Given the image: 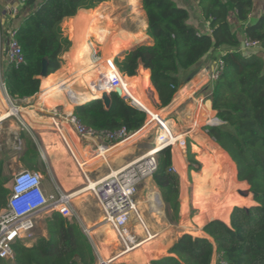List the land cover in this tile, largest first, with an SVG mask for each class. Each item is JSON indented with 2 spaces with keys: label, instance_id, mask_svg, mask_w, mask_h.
Listing matches in <instances>:
<instances>
[{
  "label": "trees",
  "instance_id": "1",
  "mask_svg": "<svg viewBox=\"0 0 264 264\" xmlns=\"http://www.w3.org/2000/svg\"><path fill=\"white\" fill-rule=\"evenodd\" d=\"M23 1L18 16L21 22L13 30L25 63L4 64L2 80L8 96L17 104L39 94L40 76L46 60L48 76L42 80V87L48 93L44 95V101L52 108L63 104L66 109L73 100L76 81L83 92L87 84L103 79L105 68L104 61L77 65L74 57L78 44L74 41L75 47L72 53H68L71 69H61L65 62L63 55L72 46L62 24L66 20H74L80 10L96 9L108 0ZM193 1L209 24L210 34L199 33L188 25L189 12L176 6L173 0H142L147 17L146 34L153 44L137 45L124 51L138 41L140 34L125 42L123 47L116 48V52H123L116 56L114 62L124 76L123 83L130 97L151 116L159 111L149 106L141 86L137 84L135 77H138V71L144 78L145 91L152 84L159 99L157 108L163 109L172 103L182 83L193 78L206 59L223 60L220 77L208 85L211 109L222 125H206L203 131L234 165L239 189L250 187L249 191L257 194L254 199L256 205L243 207L242 204H233L229 210L230 213L233 208L229 224L218 219L208 221L202 229L207 237L184 234L170 247L168 256L152 260L150 264H213L214 260L215 264H264V57L261 54L264 52V12L255 24L244 28L245 40L260 45L246 50L241 48L242 42L232 30L229 16L235 13L241 24L248 23L253 0ZM84 22L85 39L95 34L97 42L102 44L100 34L86 29L87 21ZM4 29L8 36L9 29ZM223 46L229 49L218 56L217 51ZM140 68L149 70L150 74ZM65 93L69 101L65 99ZM102 95L74 103L82 104L73 112L80 123L98 131L115 132L125 128L130 136L146 125L147 112L130 99L111 92L110 107L107 108L101 100ZM20 138L26 141L22 161L28 170L39 171L41 150L26 133L21 132ZM36 138L41 142L39 136ZM157 157L158 170L152 181L159 190L168 222L176 225L181 208V175L173 168L175 162L171 146L161 149ZM186 162L189 173L201 172L202 164L196 160L190 144ZM5 163L6 160L0 158V211L6 207L10 195L8 184L11 177L4 171ZM40 163L47 175V165L44 161ZM45 224L47 237H37L29 247L15 244L14 260H0V264H97L93 245L75 220L54 212L48 214Z\"/></svg>",
  "mask_w": 264,
  "mask_h": 264
},
{
  "label": "rangeland",
  "instance_id": "2",
  "mask_svg": "<svg viewBox=\"0 0 264 264\" xmlns=\"http://www.w3.org/2000/svg\"><path fill=\"white\" fill-rule=\"evenodd\" d=\"M173 2L176 6L184 8L189 12L190 17L187 23L190 26L196 27L197 21L202 16L200 7L193 0H173ZM84 20L87 21L86 29H88L89 31H94L98 35H112L111 38L113 40L117 39L115 43L116 48L123 47L124 43L128 40L132 41L136 36L142 33L145 34L146 32L145 24L147 23V17L145 11L143 10L142 0H108L105 5L98 6L96 9L81 11L79 15L74 17V20L69 19L64 21L62 24L64 34L72 42L70 50L63 55V59L65 61L64 66L61 68L63 70L71 69V59L68 53H72V50L75 47L74 41H76L78 44L77 53L74 57L77 65L86 66L90 61L95 63L104 61V64H108V62H106L108 47L98 43L97 36L95 34L91 35L85 40H82L83 35L81 34V30L85 29V22L84 27L81 25V23ZM2 21L3 20L0 17V51L2 54V61L0 62V114L6 111H14L13 115L8 120L0 123V158L6 160V174L11 177L8 187L10 188L11 182L16 173L23 170H28L24 161H22V156L26 151V141L20 138L21 132L26 133L29 138L33 139V143H36L37 147L41 150L42 154L40 159H38V168L39 171L44 174L45 168L40 162L44 161L47 165V175L44 174V183H47V181H49V177H52L50 163L53 161V156L49 154L46 149L48 145H56L57 141L62 142L59 132L60 130L56 125H54V123H52L53 127L46 126V124L42 123L37 126L33 125L30 118L27 119L26 116L22 112H20L17 106L14 107V102L11 101L6 95L4 87L2 85L1 72L2 64L4 62L6 63V61L3 60V57L6 55L5 47L8 36L6 32H3V30L5 29L2 25ZM80 26H82L81 29H79ZM73 38L76 39L72 40ZM142 44H151V41H149L148 37L146 36L144 39L133 43L131 47L125 49L124 51L133 49L137 45ZM90 46L91 52L89 54ZM116 48H113V50L115 51L111 52L112 54H109V62H112L116 58V56L123 52H116ZM137 76L138 77H135L136 82L142 87L143 93L149 99H152V91L150 88L145 91L144 78L142 75H139V71ZM68 78L71 79L72 76H69ZM103 82L107 84L108 88L107 80L106 78L105 80L103 78L101 80H96L89 85L87 84V86L85 87V91L94 94V90L98 88ZM75 106L76 105H74L73 108ZM38 111L39 112H35V115H37L41 119H46L42 118L46 117L42 109L40 108ZM52 112L55 115L59 116L61 122L68 124V113L66 112L64 105L55 107V110H52L51 113ZM166 115L167 113L165 111L158 112L152 114L150 120L152 121V119L161 116L163 122ZM32 117L34 116L32 115ZM150 120L148 115L146 122L149 123ZM168 121L169 120H167L166 122ZM174 126L176 128V132L173 142H171V148L175 162V165L173 164V168L175 167L174 169H176V171L181 175L180 196L182 192L184 193L185 191V195L187 196L188 200V215L186 217H182V215H180L181 220H179L176 225L170 224L165 215L164 203L162 202V204H159L158 201L154 200V196L156 195V193L159 197L160 193L159 190L154 187L152 179L146 180L138 188L137 194L135 196V200L138 203L139 213H141L143 220L148 225L150 231L161 235L164 231L169 230L171 240L175 239V237L180 238L182 233L190 234L188 232L189 229L187 228V226L191 228V225L193 224L194 229L191 230V234H195L197 227H201L208 219H218V211L220 210L222 204L225 201H228L229 196L232 194V191L233 193L236 192L243 197L250 195L253 198L252 194L247 195L248 189H239L236 182L237 175L235 168L231 166V161L227 156L221 154L219 149H215L212 143L208 142L205 139H199V142H196L193 139L189 138L187 127L182 122L177 121L176 125L174 124ZM66 128L69 130V132H71L73 139L79 142V140L75 136V133L68 126ZM64 129L65 128H62L61 131L65 132ZM162 130L163 128L159 124H157L156 126H152L151 124H149L148 126H146V128L144 127L139 132H136V138L134 137L135 139L132 138L131 140L127 141L123 145V147L126 146V150H132L138 158H141L145 154L149 153L154 147H156V139L158 138L160 133H162ZM199 130L200 132L201 130H203L202 125L199 126ZM36 136L40 137L41 142L37 140ZM45 139H47L48 141H45ZM188 144L191 145L192 152L196 154V160H198L202 164V170L199 173H189L187 170L186 153ZM182 152L184 158L180 161ZM85 156L87 157L88 155L86 154ZM61 163H63V161H61ZM72 166H74L73 163L68 164V168L66 169V171L70 172V178L73 176L71 175V172L73 174L75 173ZM87 172H89V170H87ZM80 175L81 174L79 173V177ZM81 177L83 178L82 175ZM83 180L85 183L84 185H81L79 182H75V191L85 188L87 181L84 178ZM233 180L236 190H233L230 186V182ZM91 181L94 183L98 180L94 175H92ZM240 191H243L244 193L241 194ZM160 200L162 201L161 197ZM75 208L80 218L79 221H75L77 223L81 222L87 228L88 225H92V228H88L90 231V235L88 238L92 243L97 255V264L107 263L108 259L106 258V254H109L108 252H110L112 256H116L120 251H122V247L117 238L114 239L115 241L113 240V238H111V234L114 232L109 226H106V224L103 223L100 208L91 193H89V195L86 197L76 199ZM140 208H142L143 212H141ZM48 214L49 213L43 212L35 218L36 237L48 236L45 224V220ZM151 224L153 225L151 226ZM106 227L108 228L106 229ZM138 227H140V224L137 220L133 219V222L130 223V228L135 232L137 231ZM92 233L95 234L93 235ZM100 242H102V246ZM103 243H105V245L107 246V248H104L105 250L103 249ZM102 252H104V254ZM129 262L130 261L117 260L114 263ZM213 264H215V260L213 261Z\"/></svg>",
  "mask_w": 264,
  "mask_h": 264
},
{
  "label": "built area",
  "instance_id": "3",
  "mask_svg": "<svg viewBox=\"0 0 264 264\" xmlns=\"http://www.w3.org/2000/svg\"><path fill=\"white\" fill-rule=\"evenodd\" d=\"M259 46L258 42L250 40H244L243 42V49L246 50L255 49ZM5 54L8 62H13L16 65L25 63L22 49L15 39L14 30L8 32ZM108 67L110 73L106 75L108 83L106 92L120 93L122 98L130 99L134 105L139 106L128 94L126 86L123 83V75L114 60L108 62ZM223 68L224 62L220 58L216 61L214 69L210 74L211 82L218 80ZM2 85L8 96L3 80ZM9 99L13 101L10 97ZM142 109L145 110L144 108ZM145 111L147 112V110ZM68 125L81 140L99 139L110 144H120L130 138L125 128L110 132L105 130L98 131L87 127L80 123L73 113L68 114ZM58 129L60 130L61 139L78 165V170L87 181V184L81 190L65 192L59 189L56 194L48 195L44 189L43 177L39 172L23 170L16 173L9 188L10 195L7 199V205L0 211V260H14L13 247L15 244L21 243L29 247L35 242L37 238L35 235V218L43 212L49 214L57 212L71 220L79 221L80 218L75 208L74 198L82 190H87V192L94 196L101 210L103 223L112 229L118 242H120L122 251L116 256L128 253L130 250L133 251L152 236L153 238L156 237L158 233L151 232L145 225L142 217H140L135 196L138 188L146 180L152 179L158 170V152H155L157 148L154 147L141 158L136 159L120 170L111 172L105 178L94 182V186L92 187L90 185L91 179L89 173L85 170L86 164L79 162L67 140L68 135L61 131L60 128ZM133 219L138 221L142 229L137 234L130 228V223L133 222ZM78 224L82 226L81 228L84 234L89 237V229L81 222ZM114 258L108 259L107 263L104 264H113L115 261Z\"/></svg>",
  "mask_w": 264,
  "mask_h": 264
},
{
  "label": "crops",
  "instance_id": "4",
  "mask_svg": "<svg viewBox=\"0 0 264 264\" xmlns=\"http://www.w3.org/2000/svg\"><path fill=\"white\" fill-rule=\"evenodd\" d=\"M253 2H254L253 3V9H252V13L249 17L248 23H246L244 25L241 24L237 20L235 13H231L229 16V22L232 25V30L238 34V37L242 42V45H241L242 49H243V42L245 40L244 28L246 26H250V25L255 24L264 12V0H253ZM23 5H24L23 0H0V17L3 20L2 25L4 28L9 29V31H10V30L16 29L19 26L21 19H19L18 16L20 14V11L22 10ZM80 11H85V10H80ZM81 25L84 27V21L81 23ZM82 26H80V29ZM145 27H146L145 30H147V23L145 24ZM195 28L198 30L199 33H204V32L207 33L208 32L210 34L212 32L211 28L209 27V24L204 21L202 16L197 21V25ZM81 34L83 35L82 40H84L85 39V36H84L85 29L81 30ZM141 35L142 36L138 39V41L141 39H144L147 36L146 32H145V34L142 33ZM147 37H148L149 41H151V44H147V45H152L153 40L149 36H147ZM75 39L76 38H73L72 40H75ZM100 41L103 44V46H106L104 41H103L102 34L100 35ZM115 43H116V41L112 43L111 48H110V53L114 51L113 48H116ZM228 49H229V47H226V46L221 47L220 49H218L217 55L218 56L223 55ZM261 54L264 57V52H261ZM3 60L6 61V63L8 62L6 55L3 57ZM109 60H110V57H109ZM109 60L106 59V62H109ZM1 61H2V54L0 51V62ZM6 63L4 62L2 64V70H3L4 64H6ZM215 63H216V61H211V60L206 59L199 66L198 71L193 76V78H191L187 81H184L182 83L181 88L178 91V93L175 95L172 103L166 108H163V109L157 108V105L159 103V99H158V95H157L155 89L153 88L152 84L150 86V89L152 91V99H149L147 96H145V94L143 93V90H142V93H143L144 97L147 98L146 100L149 103V106L152 107V109L154 111H159V112L165 111L167 113V115L165 117L166 121L169 120V121L173 122L175 125H176L177 121L182 122L187 127V130L189 133L188 134L189 138L193 139L196 142L197 141L199 142V139H201V140L205 139L208 142L212 143V145L217 147V149L220 150V148L216 145V143L212 139H210L209 136L203 130H201V132L199 130V126H201V125H202V128L204 127V125L205 126L206 125H213L212 123H217L214 125H222V122L216 116V112L211 109V103L209 100L210 90L208 89V85L211 82L210 81V74H211L212 70L214 69ZM106 64L107 63L104 64V68H105L104 77H103L104 80L107 77L106 75H108L110 73V69L107 66L108 64L107 65ZM140 70L141 71H148V73L150 74L149 70H146L143 68H140ZM129 78H132V77H129ZM40 80H41L40 93L37 94L35 97L20 100L19 102H17V104L14 103L15 106H17V108L20 110V112H22L26 116L27 119L30 118L31 122L35 126L40 125L41 123L46 124V126H52V123H54V125H56L60 129L65 128L64 131L68 135V138L70 139V142L72 143L76 153L79 156L81 154V156L83 158L81 156H80V158H82L83 162L86 165H88L87 170H89L88 173H89L90 179H91V176L94 175L97 178V180H101V179L105 178L106 176H108L111 172H115L117 170H120L121 168L125 167L126 165H128L131 162L138 159V157L136 156L135 153H133L132 150H126L125 149L126 147H123V145L125 143L124 144H110V143H107V142L99 140V139L81 140L76 135L75 136L79 140V142L74 140L73 136L71 135V132H69V130L66 128L67 126L70 128V126L66 123L61 122L58 115H55L53 112L51 113L52 110H55V107H58L59 105H63V104H58L57 106H55L53 108L48 107L45 104V102L42 99V93H43L42 79H40ZM131 82H133V81H131ZM133 83H135V82H133ZM150 83H151V81H150ZM106 88H107V84L105 82H103L98 88H96L94 90V94L91 92L88 93L85 90L82 92L78 86L77 81H76V87H75V93L73 96V100L66 107V109H65L66 112H68V114L71 112H74V109H75V107L73 108L74 103L82 102V101H84L90 97L101 96L104 93ZM65 99L67 101H69L67 93H65ZM182 107H183V110L180 111V108H182ZM40 108L42 109V111L46 115V117H42V118H46V119H41L40 117L35 115L36 114L35 112H39L38 110ZM32 115L34 117H32ZM148 115H149V120H150L151 116L149 113H148ZM9 118H10L9 116L4 117L3 119H1L0 123L8 120ZM51 120L54 122H52ZM165 120L162 122L163 124L167 123ZM13 133H15V132H13ZM189 135H191V136H189ZM45 141H48V140L45 139ZM61 143L66 148V145L64 144L63 140ZM102 149L108 150L107 156L104 158L100 157V152ZM46 150L49 154H51L48 151V149H46ZM66 150H67V148H66ZM85 154H87L88 156L86 157ZM51 155L53 156V154H51ZM68 158L72 160V162L74 163L75 166H77L76 162L74 161V159L72 158V156L70 155L69 152H67V156L63 154V155L59 156L58 159H56L53 156V161L50 163V169H51L52 177H49V181H47V183H44V174L41 173L40 171H37L43 177L44 189L48 195L56 194V192L59 189L65 191V192L75 191L76 183L73 180H71L72 177L70 178V172L66 171V169L68 168L67 165L71 164V162ZM61 161H63V163H61ZM4 171L6 173V163L4 165ZM72 174L73 173L71 172V175ZM84 184H81V185H84ZM154 187L157 189V187L155 185H154ZM85 195H87V194H85ZM85 195H82L78 198L85 197ZM239 196L242 197V201H239L238 204L244 205L243 207H251V206L256 205V202L254 201V199H251L250 196H248V197H243L241 195H239ZM78 198H76V199H78ZM76 199H75V201H76ZM245 199H247V200H245ZM232 210H233V208H232ZM232 210H231V212H232ZM231 212L227 213L226 219L222 220L223 218H218V220H221L224 223L229 224ZM180 215H182V206L180 208ZM214 219L215 218L208 219L205 222V224L208 221L214 220ZM180 220H181V218H180ZM205 224H203L201 227H197L196 233L197 232L198 233L196 235L195 234L194 235L191 234V235L194 237H207L206 234L202 230L203 226ZM182 234H185V233H182ZM182 234H181V236H182ZM157 236L161 237V238H159L155 244L150 246L151 248L148 247V248H146L145 251L143 250L144 253L141 252L143 255L145 254L144 256L146 257L147 260H145L144 262H138V260L135 261V259H138L136 257H140V255L137 254L138 256L137 255L134 256L133 260H131L129 262V264H150L152 260H156V259L168 256L169 255L168 251H169L170 247L179 238V237H175V239L171 240L169 230H166L161 235H157ZM100 243L102 246V242H100ZM103 248H105V243H103ZM157 249H159V250H157ZM156 253H158V254L156 255Z\"/></svg>",
  "mask_w": 264,
  "mask_h": 264
},
{
  "label": "bare ground",
  "instance_id": "5",
  "mask_svg": "<svg viewBox=\"0 0 264 264\" xmlns=\"http://www.w3.org/2000/svg\"><path fill=\"white\" fill-rule=\"evenodd\" d=\"M103 32V31H102ZM109 33V32H108ZM121 34V33H120ZM122 35V34H121ZM111 36L112 35H103L102 34V38H103V41H104V43H105V45L108 47V52H107V60H109V54H110V48H111V45H112V43L113 42H115L116 40H113L112 38H111ZM121 37V36H120ZM47 78V77H46ZM46 78H43L42 80H45ZM48 92L46 91V90H43V93H42V99H43V101H44V95L45 94H47ZM45 102V101H44ZM45 104H46V102H45ZM47 105V104H46ZM48 107H50L49 105H47ZM52 108V107H51ZM13 113H14V111H7V112H4V113H2V114H0V121H1V119H3L4 117H6V116H8L9 115V117H11L12 115H13ZM68 113V112H67ZM72 113V112H71ZM217 120V119H216ZM149 124H151L152 126H156L157 124H159V125H161L162 126V128H163V130H162V133H160V135L158 136V138L156 139V147L155 148H157V150L155 151V152H159L161 149H163V148H165V146H167V145H172V143L171 142H173V139H174V135H175V131H176V128H175V126H174V124H173V122H171V121H168L166 124H163L162 123V117L160 116V117H157V118H154V119H152V121H150L149 123H146V125L144 126V127H146V126H148ZM214 124H217V123H214ZM143 127V128H144ZM142 128V129H143ZM141 129V130H142ZM166 129V130H165ZM150 131V130H149ZM139 132V131H138ZM142 132V131H141ZM148 133V132H147ZM146 133V134H147ZM76 135V134H75ZM137 135V133H135V134H133V135H131L130 136V138L129 139H127L126 141H124V142H122V143H120V144H124V143H126L127 141H129V140H131L132 138L133 139H135L136 136ZM135 137V138H134ZM68 140V139H67ZM68 142H69V144L71 145V148L73 149V151H74V153H75V155L77 156V158H78V160H79V162L80 163H82L83 162V160H82V156H81V154H80V156L82 157V158H80V156L76 153V151H75V149H74V147H73V145H72V143L70 142V139L68 140ZM133 142V141H132ZM49 143V142H48ZM78 143V142H77ZM76 144V143H75ZM131 144V143H130ZM214 146V145H213ZM126 147V146H125ZM67 148V147H66ZM66 148L64 147V145L60 142V141H57V144L56 145H48L47 146V149H48V151L51 153V154H53V156L56 158V159H58V157L59 156H61V155H66L67 156V152H68V150H66ZM214 148L215 149H217L215 146H214ZM218 150V149H217ZM220 151V150H219ZM218 151V152H219ZM107 152H108V150H101V152H100V157L101 158H104V157H106L107 156ZM220 153L221 154H223V155H225V153H223L222 151H220ZM86 155V154H85ZM180 155V154H179ZM226 156V155H225ZM179 157V156H178ZM184 157H183V152L181 153V157H180V161L183 159ZM69 159V158H68ZM228 159V158H227ZM70 160V162L71 163H73L72 162V160L71 159H69ZM97 160V159H96ZM179 160V159H178ZM91 162V161H90ZM92 163V162H91ZM113 163V162H112ZM74 164V163H73ZM230 164H231V166L232 167H234V165L230 162ZM75 166V165H74ZM72 166L73 168H74V171H75V173L74 174H72L73 176V178L71 179V180H73L74 182H79L80 184H84V181H83V178L81 177V175H80V177H79V170H77V167H78V165H77V167L75 166ZM87 166L88 165H86V167H85V170H86V168H87ZM177 168V167H176ZM235 168V167H234ZM87 171V170H86ZM78 183V184H79ZM94 183L92 182V181H90V185L93 187L94 185H93ZM230 186H231V188L233 189V190H236V187H235V183H234V180L233 181H231L230 182ZM85 194H87V195H85ZM82 195H85V197L86 196H88L89 195V193L87 192V190H82V191H80L79 193H77L76 194V196H75V198L74 199H76V198H78V197H80V196H82ZM156 196V197H155ZM154 196V200H156V201H158L159 202V204H162V201L160 200V197L158 196V194L156 193V195ZM156 198V199H155ZM245 200H247V199H245ZM187 196L185 195V191H184V193H182V195H181V197H180V202L182 203V216H184V217H186L188 214H187V212H189L188 211V203H187ZM239 201H242V197H240L239 196V194H237L236 192H234L233 193V191H232V194L229 196V199H228V201H225L223 204H222V206H221V208H220V210L218 211V214H217V216L219 217V218H223L222 220H224V219H226V216H227V213H229V210H230V208H231V206L233 205V204H237ZM140 210H141V212H143L142 211V208H140ZM162 210V209H161ZM228 210V211H227ZM160 213V212H159ZM140 214V217H142V215H141V213H139ZM158 216V215H157ZM142 219H143V217H142ZM159 220V219H158ZM158 224V223H157ZM145 225L147 226V228H149L148 227V225L145 223ZM153 224H151V226H152ZM155 227V226H154ZM88 228L90 229V228H92V225H88ZM108 227H106V229H107ZM153 228V227H152ZM187 228L189 229V233L191 234L192 233V231L191 230H193L194 229V225L192 224L191 225V228H189V226H187ZM154 229V228H153ZM150 230V229H149ZM152 230V229H151ZM137 231L138 232H141L142 231V229L140 228V227H138V229H137ZM137 231H135L136 233H137ZM153 231V230H152ZM186 231V230H185ZM193 233H194V231H193ZM198 233V232H197ZM197 233H195V235L197 234ZM93 235L95 234V233H92ZM179 234V233H178ZM112 235V237L111 238H113V240L114 239H116V235H115V233H112L111 234ZM139 235V234H138ZM194 235V234H193ZM158 236H156V237H154L153 238V236L149 239V240H147L146 242H144V243H142L140 246H136L137 247V249H134L133 251H131L130 250V252H128V253H123V254H120V255H118V256H116L115 258H114V256H112L111 255V253L110 252H108L109 254H106V258L107 259H112V258H114V260H121V261H131V260H133V257L134 256H136L137 254H139L140 255V257H136V258H138V259H135V261H137L138 260V262H144L145 260H147L146 259V257L141 253V252H143V250L145 251L146 250V248H151L150 246H152L153 244H155L156 243V241L159 239V238H161V237H158ZM96 240V239H95ZM111 240V239H110ZM115 241V240H114ZM117 241V240H116ZM115 243V242H114ZM117 243V242H116ZM112 246V245H111ZM105 247L107 248V246L105 245ZM135 247V248H136ZM102 248V247H101ZM157 248V247H156ZM104 249V248H103ZM105 250V249H104ZM108 250V249H107ZM157 250H159V249H157ZM102 251V250H101ZM113 251V250H112ZM102 253H104V252H102ZM114 253V252H113ZM144 253V252H143ZM153 253V252H152ZM142 254V255H141ZM158 253H156V255H157ZM113 255H115V254H113ZM154 255V254H153ZM138 256V255H137ZM155 256V255H154Z\"/></svg>",
  "mask_w": 264,
  "mask_h": 264
},
{
  "label": "water",
  "instance_id": "6",
  "mask_svg": "<svg viewBox=\"0 0 264 264\" xmlns=\"http://www.w3.org/2000/svg\"><path fill=\"white\" fill-rule=\"evenodd\" d=\"M48 76V73H47V61L44 60L43 62V67H42V72H41V76H40V79H43V78H46ZM109 94L108 92H105L103 93L102 97H101V100L103 101L104 105L109 108L110 107V97H109ZM119 95L121 96V94L119 93ZM87 103V102H86ZM85 104V103H83ZM82 104H77L76 106H80ZM75 106V107H76ZM141 107V106H140ZM73 113V112H72ZM214 125V124H213ZM250 187L248 188L247 190V195L248 194H252L253 196V199H255L257 197V194L256 193H251L250 191ZM241 194H243L244 192L243 191H240ZM181 217H179V220H180Z\"/></svg>",
  "mask_w": 264,
  "mask_h": 264
}]
</instances>
